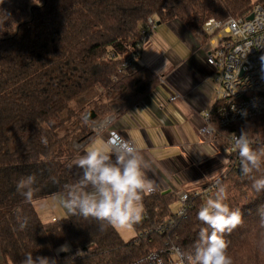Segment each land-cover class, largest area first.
<instances>
[{
    "label": "trees",
    "instance_id": "trees-1",
    "mask_svg": "<svg viewBox=\"0 0 264 264\" xmlns=\"http://www.w3.org/2000/svg\"><path fill=\"white\" fill-rule=\"evenodd\" d=\"M264 0H0V253L3 264H22L26 254L46 257L50 264H139L155 251L172 246L189 249L202 227L197 211L209 186L185 191V213H174L176 194L144 197L143 219L136 237L125 241L116 229L100 230L92 218L70 216L41 220L35 203L57 197L63 185L75 183L68 164L105 118L132 110L159 84L160 77L139 62H124L146 38L147 19L158 25L179 22L192 35L209 40L203 28L211 21L245 17ZM149 39V38H148ZM94 112L88 124L83 116ZM211 123L222 144L246 130L253 146L262 147L264 117L218 125ZM218 179L226 185V203L241 212V222L223 233L232 264H264V192L243 178L236 155ZM37 178L34 202L16 191L17 181ZM264 176V167L254 173ZM29 218L18 229L17 214ZM67 246V250L63 247Z\"/></svg>",
    "mask_w": 264,
    "mask_h": 264
},
{
    "label": "crops",
    "instance_id": "crops-1",
    "mask_svg": "<svg viewBox=\"0 0 264 264\" xmlns=\"http://www.w3.org/2000/svg\"><path fill=\"white\" fill-rule=\"evenodd\" d=\"M173 23L169 24L171 30L163 33L165 41L146 39L142 45L140 62L160 77V84L128 113L114 117L112 125L79 152L105 146L108 130H116L152 161L148 176L155 190L149 195L184 193L194 183L212 179L210 167H224L221 156L225 158V153L219 150L217 134H201L205 115L214 110L217 102L215 72L207 64L212 47L209 40L197 38L179 22ZM173 95L178 96L176 101H170ZM117 231L125 241L136 237L133 229Z\"/></svg>",
    "mask_w": 264,
    "mask_h": 264
},
{
    "label": "clouds",
    "instance_id": "clouds-1",
    "mask_svg": "<svg viewBox=\"0 0 264 264\" xmlns=\"http://www.w3.org/2000/svg\"><path fill=\"white\" fill-rule=\"evenodd\" d=\"M82 122L88 124L87 115L83 116ZM112 123L110 118H105L98 127L107 129ZM232 148L239 156L241 176L251 181V188L255 192H264V176H254L264 167V147H254L248 132L242 130L234 138ZM68 167L77 170L75 183L63 185L62 192L57 193V204L69 215L92 218L99 222L101 231L108 226L131 231L134 225L142 221L143 199L155 190V183L148 176L152 161L133 142L109 140L103 147H92L78 154ZM211 177L213 183L208 191L214 189V195L207 196L197 211V219L206 227L200 229L189 249L172 247L176 264H232L222 234L240 224L241 212L226 203V185L215 173ZM36 183L35 174L23 176L17 181L16 191L26 203L34 202L38 191ZM16 221L19 230L28 227L27 216L18 213ZM154 260L158 264V254L152 251L141 258L139 264H153ZM22 264H50V261L46 257L34 259L33 254L28 253Z\"/></svg>",
    "mask_w": 264,
    "mask_h": 264
},
{
    "label": "built area",
    "instance_id": "built-area-1",
    "mask_svg": "<svg viewBox=\"0 0 264 264\" xmlns=\"http://www.w3.org/2000/svg\"><path fill=\"white\" fill-rule=\"evenodd\" d=\"M251 14L253 18L249 20ZM157 27V19L149 17L142 36L148 39ZM203 31L210 37L209 44L212 47L211 52L207 54V64L215 72L213 83L217 95L218 125L227 128L237 122L264 117V8L255 5L253 11L245 17L211 21ZM223 34L228 36L223 37ZM214 37L221 40L217 42ZM141 57L142 47L138 46L136 53H133L123 66L132 67L133 62L141 61ZM177 98V95H173L170 101H176ZM110 119L114 121V118ZM204 119L205 125L201 129V134L205 137H214L217 130L211 123V113L206 114ZM98 126L99 123L93 126L94 135L88 141L105 130L99 129ZM236 136L238 135H229L225 139L224 148L228 156L236 155L238 162V153L232 148ZM120 139L126 140L116 130H108L107 142ZM88 141L77 145V149H83ZM178 196L180 207L176 214L182 216L185 213L188 195L179 193ZM172 247L166 251L165 257L162 256L164 251L156 252L158 264H176L171 252ZM153 264H157V261L154 260Z\"/></svg>",
    "mask_w": 264,
    "mask_h": 264
},
{
    "label": "rangeland",
    "instance_id": "rangeland-1",
    "mask_svg": "<svg viewBox=\"0 0 264 264\" xmlns=\"http://www.w3.org/2000/svg\"><path fill=\"white\" fill-rule=\"evenodd\" d=\"M168 28L170 29L169 24L158 25L157 30L153 33L154 34L153 38L151 36L152 34L149 35V40L154 41V39H155V42H162L164 40L163 33L165 34L166 30ZM227 36L228 35L223 34V37H227ZM214 38L217 42H219L221 40V38H218V37H214ZM175 51L176 50H174V52ZM177 53L182 54L183 52L177 50ZM257 141L259 143H262L261 145H262V147H264V132H261L259 134ZM223 145H224V143H222V144L220 143L221 147L219 146V150L221 152L223 151L225 153V158L221 156V160L223 162L224 167L223 168H220L221 166H219V168L218 167H210V169H209L210 173H216L217 178H219L221 175H224L226 173V171L228 170V165L231 164V160H230L231 158L226 154ZM203 172L205 173L206 169L203 170ZM205 177H208V175L206 174ZM204 182L205 183H194L193 185H191L189 187H190V189H193V190H200L206 186H209L211 183H213V180L212 179L205 180ZM179 207H180L179 201H174L171 205V209H172V211H174L175 214H176V211L178 210ZM35 208H36L41 220L45 223L51 222L53 220H60V219L67 218V217L71 216L63 208L58 206L57 197H51V198H47L43 201L37 202V203H35ZM63 249L67 250V246L63 247Z\"/></svg>",
    "mask_w": 264,
    "mask_h": 264
},
{
    "label": "water",
    "instance_id": "water-1",
    "mask_svg": "<svg viewBox=\"0 0 264 264\" xmlns=\"http://www.w3.org/2000/svg\"><path fill=\"white\" fill-rule=\"evenodd\" d=\"M252 18H253V15L251 14L248 17V19L251 20ZM87 116H88V121H92L96 117V114L94 112H90L89 114H87Z\"/></svg>",
    "mask_w": 264,
    "mask_h": 264
}]
</instances>
